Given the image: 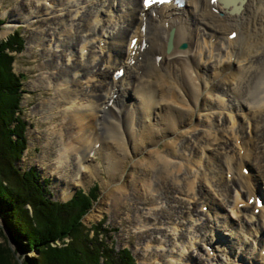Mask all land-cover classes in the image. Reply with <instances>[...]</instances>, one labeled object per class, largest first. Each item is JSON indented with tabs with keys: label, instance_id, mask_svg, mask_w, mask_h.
I'll list each match as a JSON object with an SVG mask.
<instances>
[{
	"label": "bare ground",
	"instance_id": "1",
	"mask_svg": "<svg viewBox=\"0 0 264 264\" xmlns=\"http://www.w3.org/2000/svg\"><path fill=\"white\" fill-rule=\"evenodd\" d=\"M50 1L56 4L51 12L60 14L54 17L58 24L53 28L57 37L51 40L53 43L49 42L53 48L62 49L58 55L57 49L45 50L50 52V61L40 68L46 69L48 75L40 74L37 83H47L49 87L46 78L56 82V97L44 101L42 111L52 110L61 101L74 102L56 113L65 119L60 127L69 130V142L75 138L90 150L77 158L80 159L73 186L88 167L94 169L91 155L102 156L106 169L114 175L125 171L122 161L144 155L135 165L136 169L143 168L142 176L133 179L138 175L134 168L130 180L119 189L121 193L131 185L136 199L144 200L150 187L148 180L157 178L155 182L166 190L165 198L171 192L189 201L199 195L200 200L197 198L195 203L202 200L201 206L208 205L207 213L212 216L211 226L209 221L205 224L207 236L188 219L197 212L194 205L191 211L182 210V206L180 211L168 207L167 216L188 222V234L181 235L188 239L181 243V250L175 251L177 243L167 250L164 264H179L184 257L193 261L186 250L195 245L194 238H202L204 244L222 252L225 261L222 259L220 264H230L231 259H240L242 264H264V154L259 152L264 151V0H216V3L186 0L183 8L163 5L148 11L138 3L140 0ZM35 2L39 0H23L21 7L12 12L14 20L5 25L2 34L10 32L18 16L29 25L48 22V14L39 20L43 10ZM64 20L68 23L64 24ZM33 32L32 41L43 45L40 32L35 29ZM170 32L173 39L168 48ZM233 32L237 35L231 38ZM134 38H138L136 46L131 45ZM54 58L60 62L56 63ZM79 96H82L80 103L75 102ZM223 112L227 117L224 115L219 123ZM227 118L229 125L224 123ZM200 126L207 128V132L198 131ZM185 133L193 134L195 144L185 141L177 149V141ZM238 140L239 147L235 144ZM189 146L193 153L187 161L189 170L201 162L199 150L219 170L215 186H223L219 183L222 174L228 173L231 180L224 177L221 183L226 188L220 189L227 198V207L217 197L204 192L207 178L196 176L181 165L178 159L184 157L178 155ZM63 155L57 153L55 171L68 164L70 157ZM168 157L175 159L173 163ZM80 166L82 171L78 173ZM213 177L209 176V182ZM113 178L110 176L112 181ZM228 182L235 187L234 196L229 197ZM68 189L64 192L66 197L73 192ZM232 205L231 213L236 217L225 212ZM103 210L95 207L86 219H96ZM173 225L180 227L175 221ZM221 237L222 244H218ZM250 240L254 245L248 244Z\"/></svg>",
	"mask_w": 264,
	"mask_h": 264
},
{
	"label": "rangeland",
	"instance_id": "2",
	"mask_svg": "<svg viewBox=\"0 0 264 264\" xmlns=\"http://www.w3.org/2000/svg\"><path fill=\"white\" fill-rule=\"evenodd\" d=\"M22 2L23 0H0V43L7 42L11 39L12 36H14L13 38H15V40L13 41L17 42V34H20V37L24 40L22 46H20L19 49L15 51H9L8 49L6 50L7 55L13 57L10 64L11 72L19 79L21 78V91L24 93H22L23 95L20 102V108L23 112L24 120L26 123V132L24 136L26 135L27 139L26 148L23 151L22 157L19 160L15 158V160L11 161V168L17 167L23 172L34 168L38 172L37 174L39 177V181L42 185V189L45 192L44 195L49 201L56 203H68L74 197H78V195H76L78 192H80L79 196L84 194L85 198L87 196V198L90 199V207L87 208L86 211L81 215L79 222L84 229L83 235H85V233L89 234L88 238L90 239L94 238V227L97 226L98 241H102L103 244L101 246H96V244H98V241H93V244L98 248V250H100L101 254V250H103V247L108 248L111 251L109 252L112 258L107 259L105 262V258L102 256L99 258L100 264H119L120 257L118 255L121 251H128L129 255L135 261V264H164L163 259H165L168 253L167 250L169 248H173L172 246L174 245V243H177L175 251L181 250V243L184 244V241L188 239L181 238V235L188 234V230H186V227H188V222L181 217L176 218L174 216L173 218L172 215L167 216L166 211H168V207L173 208V210L180 211V208L182 206V210L191 211L192 206L194 205V207L197 208V212H193V214L191 215L192 217H188V219H191L190 221L194 222V225L196 224L197 226H199L200 233H205L208 236L209 231H206L205 224L209 221V226H211L210 218L212 219V216L210 217V214L207 213L208 205L201 206L202 200L195 203V201H197L198 199L200 200L199 195L196 197V199L193 200L192 198L189 201L187 198H183L182 195H179V193L171 192L168 193V195L166 194L165 198L164 192L166 190L159 187L160 185L158 181L155 182L157 178L148 180V186L150 187L147 188L148 190L145 193L146 198L144 200L136 199L135 193L132 190L131 185L129 184V186L126 187L127 191L123 190L122 193L119 191V189L122 188L125 182L127 180H130L129 177L131 176L132 171H134L135 165L137 166L139 161L145 157L144 155L135 157L134 159H137V162H133L134 159L132 158H128L127 160L122 161V170L125 171L117 172L115 175L112 174V171H108L106 169L105 161L103 160L102 156L97 154L91 155V159L93 160L92 166H95L94 169L92 170L88 167L84 173V176L82 175L80 181H78V183L73 186V182L75 181V172L78 166V160L82 155H84L85 153L87 154L90 150H86L83 143L81 144L75 138L73 139V134L71 138L73 140H70L69 142V130L66 127H60L61 122L64 123L65 119L62 118L63 116L60 117V115L56 113L61 109H64L65 107L73 105L74 102L61 101V104L55 105V108H53L52 110H49L48 112L42 111L44 108V106L42 107L44 101H47L48 99L53 100L56 97L54 88V83L56 82H54L53 78H46L48 75L47 70H42V68L40 67L45 62L50 61V52L48 53L47 51H45L46 49L50 51H54L57 49V52L55 51L57 55L58 50L62 49V47H59V49L53 48L52 44V41L57 37V32L53 28L55 26H58L57 20H54V17L60 14V12H51L52 10L56 9V4L51 3L50 0H39V2L35 3L36 5L40 4L43 12L40 13L42 15L38 18L40 20L44 17V15L48 14V22L29 25L23 18L18 16L17 19H15V25L12 27L10 32L6 35H3L2 33L3 31H5V25L11 22V20L14 18L11 17V15L15 12L16 9H19L21 7ZM138 3L141 4V0L138 1ZM59 18L61 17H58V19ZM35 21L36 19L33 20V23ZM63 23H68V21L64 20ZM34 29L40 32V35L42 36L44 42L43 45H38L32 41L34 38ZM63 37L64 36H61L62 39ZM49 40H52V43L49 42ZM13 45L16 47L15 43ZM54 59H56V63L60 62V59ZM44 72L47 74L44 75V77L47 79L46 81H50L51 86L49 85V87L46 85L47 83L43 85L37 83V80L40 79L39 77L42 76L40 74H43ZM157 76L158 75H156V77ZM223 86L224 85L222 84V87ZM79 97L80 98H77L75 102L80 103L82 96ZM223 99H226L225 101L227 102V96H225ZM17 114L18 113H16V115ZM224 115H227L226 112H223L220 116V119H218L219 123L222 122V117ZM227 122L228 118L224 122L225 125H229L227 124ZM245 122L246 121L244 119V123ZM246 125L247 124L245 123V128ZM155 129H157V127H155ZM198 131L207 132V128H203L200 126ZM249 131L250 128L247 127V133ZM190 132L192 131H189L188 133ZM192 133H185L183 134L184 136L179 138V140L177 141V149H179L181 147V143H185V141H187L186 143L188 144H195L194 137H192V135L195 133ZM244 134L246 136V132H244ZM14 137L15 136H13V138ZM231 143L234 144L233 139L231 140ZM240 143V140L235 142L238 147L240 146ZM262 144L264 146V143ZM74 149H79V151H74ZM190 150H192L190 146L188 149L183 148L178 156H183L184 158L177 159L182 163L181 165H184V169L188 172L192 174L196 173V176L199 175L203 176V178H207L208 182L206 183L204 181L203 183L205 190L204 192L209 193V195L215 198L217 197L219 203L224 205L226 204L227 207V198L223 193H220V189L221 187H223L224 189L226 188L225 184L221 183L222 180H224V177L225 179L227 178V181L231 180V178H228L227 176L228 173L225 174L224 172L222 174L223 179H221L219 183L223 186H215L214 183L216 181L218 182L217 178L220 177V174H218L219 170L218 168L216 169V165L213 162L211 164L208 163L206 159V153H204V151L199 152L198 150L197 154L201 156L202 163L199 162L195 164L193 168L189 170V168L187 167V161L188 158L193 154L190 153ZM225 150L226 149H224L223 151ZM261 150H259V152L261 155H263L264 151L262 152ZM57 153L60 157L61 155L64 156L63 153L65 155L68 154L67 156L70 158L68 159V164H62L59 169L55 171L54 167L57 163ZM78 157L80 158L77 159ZM167 159L171 163H173V161L175 160L171 157H168ZM0 164L4 169H9L7 163L1 162ZM252 164L257 174H259L260 171L258 170L256 163L253 161ZM207 167H209L210 169ZM245 167L248 169V165H246ZM196 169L199 172H197ZM0 170L2 169L0 168ZM142 170V167L136 169V171H138V175L135 174L133 179L138 176H142ZM81 171L82 170L80 166L78 173H80ZM110 176L114 177L113 181L112 179H110ZM209 176H214L212 179L210 178L212 180L211 182H209ZM176 185H178L179 187L181 186L180 182H177ZM66 188H69L68 190L72 189L73 191L72 194L69 195V197L64 196L66 193ZM195 188V190H197V186ZM228 188L230 189L229 197L231 195L234 196L236 194L234 190L235 187L231 186V184H229L228 182ZM81 201H83V199ZM231 204L232 203H230V205ZM233 205L231 207H228V210L225 212H229V215H232V217H236L235 213H231L230 208H232ZM97 206L104 208L102 214L99 215L96 219L87 220L86 218L89 213ZM27 207L28 206L25 205V208ZM200 212L202 214H197ZM31 213L32 211L30 212V214ZM250 214L251 212L246 213L245 216L248 218ZM185 217L187 218V215H185ZM144 219L147 220L143 224ZM1 221L2 220L0 218V262H4L5 264H26L27 261L28 264H31L34 261H40L39 264H43L42 259H40L41 255H39L38 251L23 253L21 252L22 250H19V248L13 244L12 238H9L10 234L7 232ZM148 221H151V223H148ZM174 221L178 222V224L180 225V227H175L173 225L176 230H174L172 226V222ZM202 222L204 223V225L202 224ZM221 230L223 232H227L224 230V228H222ZM141 232L147 233L140 234ZM176 232L177 235L174 236ZM189 237L191 236L189 235ZM60 238L61 240H57L52 244L53 247L67 246L69 243L73 242L71 236L64 235ZM159 240H162L161 244L157 243ZM222 240V237L217 239V243L222 244ZM194 241L195 245L186 250V254L190 253L193 261H188V259L184 257V261L179 262V264H200L203 258H206L207 260H203L201 264H220L222 259L225 261V256L222 255V252L218 253L215 247L204 244L202 238H194ZM93 244H89L90 248H93ZM248 244L254 245L252 244L251 240L248 242ZM5 253L6 258L2 256L5 255ZM106 254H108L107 251ZM233 260L234 259L230 260V264L233 263ZM234 263L242 264L240 259H236V261L234 260ZM225 264H227V262H225Z\"/></svg>",
	"mask_w": 264,
	"mask_h": 264
},
{
	"label": "trees",
	"instance_id": "3",
	"mask_svg": "<svg viewBox=\"0 0 264 264\" xmlns=\"http://www.w3.org/2000/svg\"><path fill=\"white\" fill-rule=\"evenodd\" d=\"M17 35V42L13 41L15 38L12 36L7 42L0 43V163H7L9 167L4 169L0 164L1 222L19 250L23 253L38 251L43 264H100L99 258L102 256L106 262L112 258L111 251L103 247L101 254L96 247L103 244L98 241L97 226L94 227V238L90 239L89 234L83 235L84 229L79 222L91 204L87 196V199L84 194L79 196L78 192V197L68 203L49 201L34 168L24 172L17 167L11 168L10 162L22 157L27 144L24 136L26 123L20 108L24 93L21 91V78L11 72L13 57L6 52L7 49L15 51L22 46L24 40L20 34ZM25 205L29 208H25ZM64 235L71 236L73 242L67 246L53 247L52 244ZM93 241H98V244L95 246ZM90 243L93 248H90ZM2 256L6 258V253ZM118 256L119 264H135L128 251H121Z\"/></svg>",
	"mask_w": 264,
	"mask_h": 264
},
{
	"label": "snow or ice",
	"instance_id": "4",
	"mask_svg": "<svg viewBox=\"0 0 264 264\" xmlns=\"http://www.w3.org/2000/svg\"><path fill=\"white\" fill-rule=\"evenodd\" d=\"M155 2V0H144L145 6L147 7L150 3ZM212 3H216V0H211ZM233 37L236 35V33L232 34Z\"/></svg>",
	"mask_w": 264,
	"mask_h": 264
},
{
	"label": "water",
	"instance_id": "5",
	"mask_svg": "<svg viewBox=\"0 0 264 264\" xmlns=\"http://www.w3.org/2000/svg\"><path fill=\"white\" fill-rule=\"evenodd\" d=\"M172 39H173V32H170V37H169V40H168V48H170L171 47V45H172ZM181 47H185V46H181Z\"/></svg>",
	"mask_w": 264,
	"mask_h": 264
}]
</instances>
